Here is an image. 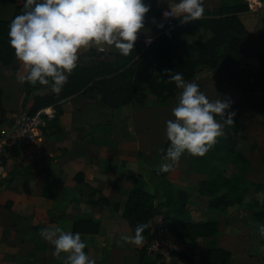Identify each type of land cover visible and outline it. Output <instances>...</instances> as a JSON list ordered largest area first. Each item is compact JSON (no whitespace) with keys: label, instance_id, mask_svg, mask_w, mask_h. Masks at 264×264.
I'll return each mask as SVG.
<instances>
[{"label":"crops","instance_id":"crops-1","mask_svg":"<svg viewBox=\"0 0 264 264\" xmlns=\"http://www.w3.org/2000/svg\"><path fill=\"white\" fill-rule=\"evenodd\" d=\"M223 1L203 0L205 11L219 7ZM176 2L162 0L158 3L157 0V7L162 13L168 4ZM23 3L24 0H0V18H11L17 7L22 8V14ZM246 12L251 14L249 19L243 15ZM162 17L146 15L145 29L137 41L149 45L146 39L152 42L160 35L162 29L153 24L152 19L163 23ZM241 17L247 34L237 60L220 62L215 67L202 66L189 82L198 83L210 100L232 101L230 111L236 113L234 119L241 136H251L257 142V159L235 147L251 159L247 175L250 178L252 173L264 176V2L242 12ZM117 53L108 47L104 53L93 47L81 49L77 65L113 61ZM185 53L182 50L179 54ZM17 73L23 75L24 69L16 56L12 63L0 64V101L5 119L2 126L9 124L22 110H30L33 103L30 99L26 107L23 106L25 83L17 82ZM73 73L74 70L69 77ZM180 92L169 101L161 102L147 89L143 103L133 100L112 107L103 102L97 91L82 90L61 99L58 111L53 106L41 108L53 112L42 136L34 143L9 151L0 176V264H63L62 259L53 255V246L39 233L43 228L55 226L74 232V220L83 217L99 222L98 232L80 233L87 244L86 254L96 264H141L140 249L146 240L136 246L121 239L123 235L133 236L123 208L134 187L155 194L157 204L166 200L171 189L188 191L190 203L185 219L221 214L216 218L220 232L215 239L219 246L232 251L234 264H264V240H248L245 233L248 229L239 218L240 215L251 216L248 197L246 204L225 210L209 207L205 202L208 199L198 192V182L207 177V169H198L186 157H181L172 171H158V166L164 163L160 150L169 142L166 122L174 119L172 109L178 104ZM37 93L54 92L50 85H42ZM1 116L0 109V119ZM103 197L107 201L102 200ZM200 207L206 209L201 211ZM161 213L174 218L164 206ZM155 216L149 221L150 227ZM223 219L229 222L224 230L221 229ZM170 223L175 227L173 221ZM198 240L210 242L212 238ZM254 244L258 245L257 250L252 249ZM180 251L188 252L185 247ZM198 259L196 255L195 261ZM142 261V264H154L151 255ZM176 264L192 263L177 257Z\"/></svg>","mask_w":264,"mask_h":264},{"label":"trees","instance_id":"trees-1","mask_svg":"<svg viewBox=\"0 0 264 264\" xmlns=\"http://www.w3.org/2000/svg\"><path fill=\"white\" fill-rule=\"evenodd\" d=\"M151 4V11L147 15L160 17L161 11L157 7V0H145ZM17 7L11 18H0V64H10L15 53L9 44L10 22L21 13ZM245 0H225L219 7L205 11L204 17L198 21L181 24L176 18L165 21L162 33L149 45L137 41L134 51L127 57L116 54L113 61L99 60L97 64L77 65L74 73L68 78L59 94L37 93L42 85L35 86L25 83L23 106L32 99L30 112L53 106L60 110L61 99L82 90H95L101 95L104 103L117 107L133 100L143 103L146 90H151L161 102H167L175 97L179 90L175 83H169L165 70L180 72L185 81L189 82L202 67H215L220 62L227 63L237 60L240 48L244 45L247 28L241 13L248 11ZM187 52V56H180V51ZM1 95V89H0ZM0 125L4 119V108L1 105ZM241 138L252 139L254 148L257 142L251 136L242 135ZM170 141L164 148L165 153ZM182 157L197 165L201 170L207 169V177L198 182L199 195L208 199L211 208L225 210L229 207L245 204L248 190L255 186L263 192L262 199H255L253 206L257 210L252 212L253 221L264 222V183L249 181L247 178L251 161L234 147L232 139L223 135L218 142L203 157L191 156L185 153ZM209 167V165H211ZM227 166L233 170L228 173ZM102 200L107 201L106 198ZM156 195L140 187L130 190L123 208V216L128 220L132 233L138 223H146L164 206L173 217L181 219V228L177 237L195 242L200 238H212L207 246L199 250L198 262L186 251H177L178 258L185 259L192 264H234L232 251L217 244L215 237L220 232V222L208 219L195 222L185 219L190 203V194L184 189H171L166 200L156 203ZM168 216V214H165ZM165 216V217H166ZM99 222L92 217L77 218L73 222V231L79 233H96ZM151 227L143 233V240L150 236ZM148 257L143 246L140 249V263Z\"/></svg>","mask_w":264,"mask_h":264},{"label":"clouds","instance_id":"clouds-1","mask_svg":"<svg viewBox=\"0 0 264 264\" xmlns=\"http://www.w3.org/2000/svg\"><path fill=\"white\" fill-rule=\"evenodd\" d=\"M150 11L151 4L145 0H24L22 14L10 22L8 31L9 44L24 69L23 75L17 73V82L50 85L59 94L77 67L81 49L95 46L104 51L108 47L129 56ZM204 14L203 0H177L168 4L163 18L188 24ZM152 23L164 27L155 18ZM146 43L150 44L151 39ZM165 74L168 82L181 90L178 104L172 109L174 119L166 122L170 145L166 153L160 150L164 163L158 171L166 173L185 153L203 157L209 152L225 134V128L235 123L236 113L230 111V99L210 100L198 83L185 81L182 73L166 69ZM148 227L138 223L133 236L123 235L121 239L141 246ZM259 234L264 237V225L259 226ZM39 235L53 246V255L63 264H96L86 254L87 244L79 232L55 226L41 229Z\"/></svg>","mask_w":264,"mask_h":264},{"label":"built area","instance_id":"built-area-1","mask_svg":"<svg viewBox=\"0 0 264 264\" xmlns=\"http://www.w3.org/2000/svg\"><path fill=\"white\" fill-rule=\"evenodd\" d=\"M92 47L101 53L107 50V47L104 51H99L95 46ZM52 116L53 112L49 109H41L37 112L22 110L9 124L0 126V176L5 168L7 153L14 148L36 142L42 136L47 119ZM143 246L148 255L154 258V264H176L175 253L183 248L178 237L167 225L163 213L155 216L150 236Z\"/></svg>","mask_w":264,"mask_h":264},{"label":"rangeland","instance_id":"rangeland-1","mask_svg":"<svg viewBox=\"0 0 264 264\" xmlns=\"http://www.w3.org/2000/svg\"><path fill=\"white\" fill-rule=\"evenodd\" d=\"M245 1L248 2V6L250 9L252 8V6L256 7V5H259L260 2H264V0H245ZM243 15L245 16L246 19H249L251 14L250 13L247 14V12H246V13H243ZM247 15H248V17H246ZM161 17H162V13H161ZM163 20H164V18H163ZM165 21H168V20H164V22ZM183 51L185 52V49ZM183 56L186 57L187 52ZM106 57L109 58V56H107V55H106ZM204 68H206V67H204ZM238 127H239L238 123L235 120V123L232 126L227 127V132H225L224 135L228 136V137H230V139H232L234 147H236L240 150L242 149L243 150L242 152H244V154H246V155H250L252 157V159H257L258 150H257V148L252 147L253 146V140L252 139H248V140L241 139V131L239 132ZM184 155H186V154H184ZM250 161H251V159H250ZM232 170H233L232 166L231 167L227 166V172L228 173H230ZM248 180L249 181H255L257 183L263 182L264 181L263 173H261V175H259L258 173H252V175L250 176V178H248ZM262 196H263V192L258 191L255 186L251 187L250 190H248V192L246 194V198L248 197V199H249L248 200V206H249V210H251V215H252V212L254 210H257L256 207L253 206V201L255 199L261 200ZM205 202L208 203V200H206ZM206 203H204V204L207 205ZM245 204H246V200H245ZM200 209L202 211L203 209H206V208L200 207ZM214 211L216 212L217 210H214ZM211 213H213V212H211ZM216 213H218V212H216ZM220 215L221 214H215V213H213V215L212 214L199 215V216L191 217V220L198 222V221H203V220H208V219H216V218H220L219 217ZM166 218H167V222L171 228H172V223H170V220H171V222L173 221V225L175 226V227H173V230L176 232L178 230V226H181V221H178V218H176V217L172 218L170 216H166ZM239 218L241 220V223H244L245 227L248 229L247 231L245 230L246 231L245 233L248 236V240L251 239L253 242L256 240H262V239L264 240V237H261L259 234V226L264 225V222L253 221L251 216L249 218V215H243V216L240 215ZM227 220L228 219H223L224 223L223 222L221 223V229L222 230H224V226L226 227V225H228L229 222H227ZM178 239L181 241L180 242L181 245L188 250V253L192 254L194 257L198 254L199 250H201L207 246V242H208L207 240H197L195 242H191V241H187L185 239H182L180 237H178ZM225 240L227 241V239H225ZM257 246H258L257 244H254L252 246V249L257 250ZM237 249H239L241 251L240 246H238ZM235 264H236V262H235ZM253 264H256V263H253Z\"/></svg>","mask_w":264,"mask_h":264}]
</instances>
